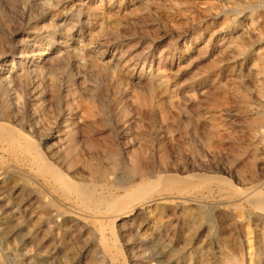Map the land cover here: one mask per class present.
<instances>
[{"label":"rangeland","instance_id":"1","mask_svg":"<svg viewBox=\"0 0 264 264\" xmlns=\"http://www.w3.org/2000/svg\"><path fill=\"white\" fill-rule=\"evenodd\" d=\"M263 30L262 0H0L11 263L264 264V209L247 198L264 195ZM30 141L106 196L161 174L186 182L145 203L127 195L126 215L88 213Z\"/></svg>","mask_w":264,"mask_h":264},{"label":"bare ground","instance_id":"2","mask_svg":"<svg viewBox=\"0 0 264 264\" xmlns=\"http://www.w3.org/2000/svg\"><path fill=\"white\" fill-rule=\"evenodd\" d=\"M88 1V0H87ZM92 1V0H91ZM262 1H264V0H262ZM217 2V1H216ZM246 3H247V1H245ZM263 3V2H262ZM214 5H215V3H213ZM218 4V3H217ZM255 4V3H254ZM252 5V4H251ZM256 5V4H255ZM257 5H259V4H257ZM230 6V5H229ZM250 6V5H249ZM248 6V7H249ZM252 8H254V5H253V7ZM256 9V8H255ZM248 10H250V8L248 9ZM237 11V10H236ZM251 11V10H250ZM259 12V11H258ZM239 13V12H238ZM237 13V15H239ZM247 13V12H246ZM260 13V12H259ZM215 16V15H214ZM248 17V16H247ZM260 17V16H259ZM236 19V18H235ZM248 19V18H247ZM246 19V20H247ZM255 20V19H254ZM262 21V20H261ZM245 22V21H244ZM240 23H242L241 21H240ZM263 24V23H262ZM262 24H261V26L260 27H262ZM230 25V24H229ZM232 25V24H231ZM230 25V26H231ZM238 25V24H237ZM246 25V24H245ZM241 27V26H240ZM257 27V26H256ZM255 27V28H256ZM235 28V27H234ZM264 31V30H263ZM250 33V32H249ZM248 33V34H249ZM245 35V34H244ZM264 35V34H263ZM241 36H243V34L241 35ZM35 52V51H34ZM49 55V54H48ZM48 62V61H47ZM34 63V62H33ZM44 63V62H43ZM41 64H42V62H41ZM41 66V65H40ZM44 66V65H43ZM31 69V68H30ZM3 77V76H2ZM5 78V77H4ZM9 80V79H8ZM10 82V81H9ZM8 82V83H9ZM13 82H15V81H13ZM5 83V82H4ZM6 84V83H5ZM6 89H9V88H6ZM6 92H7V90H6ZM4 109V108H3ZM7 111V110H6ZM5 125V124H4ZM9 135H11V133L10 132H8L7 131V129L5 128V126H3V124L2 123H0V136L2 137V136H4V137H6V136H9ZM23 135H25V134H23ZM11 137V136H10ZM12 137H13V135H12ZM11 137V138H12ZM15 137V136H14ZM7 139L8 140H16L15 138L14 139H9V137H7ZM31 140V139H30ZM13 141V142H14ZM15 142H18V140L17 141H15ZM20 143H18L17 145H19ZM23 145V144H22ZM33 145H34V147H33ZM25 146H26V144H25ZM25 146H23V148L25 149L26 147ZM28 146H31L32 148H34L35 149V151H36V153L38 154V156H39V158H40V163L42 164V165H44V166H46V168H47V171L49 172V174L54 178V180L55 181H57L58 180V182H60V186H61V189H68V190H72L74 193H75V195H78L77 197H79L80 196V198H78V199H80L81 200V202H82V204L81 205H83L85 208H87L88 210H85V211H88V213H90V210L89 209H91V208H93V207H97V209L99 208V207H101V205H104V208L105 209H103L104 211H105V213H107L108 211H120L122 214H124V215H126L128 212H129V209H127V208H129L128 206L126 207H124V205H123V198L124 197H126L127 195H132L133 197H134V201L135 200H138V201H144V200H146L147 199V201H151L152 199V197H154L155 195H154V189H155V187H157V186H160L163 190H168V189H170V190H172V189H175L176 190V188L178 189V187H180V185H182L184 182H186L185 181V178H184V176H180V175H177V174H170V173H168V174H161V175H159V176H157L156 178H154V179H152V180H148V181H143L142 183H140V184H138V185H136V187L134 188V190L132 191H129V190H125V192L123 193V194H113V195H103L102 193H99V192H96L95 191V189L94 190H89V186H88V188L86 187V186H83V185H81V183L80 184H77V182H75L69 175H67L64 171H62V169L60 170L57 166H55L52 162H50L49 160H47L46 159V157H44V152L42 153L40 150L41 149H38V147H35V144H33V141H30V144L28 145ZM20 147V146H19ZM37 148V149H36ZM22 149V148H21ZM62 153V152H61ZM46 154V153H45ZM30 157V156H29ZM136 158V157H135ZM163 162V161H162ZM137 164V163H136ZM134 165V164H133ZM32 166V165H31ZM140 166V165H139ZM134 168V167H133ZM146 168V167H145ZM148 168V167H147ZM33 169V168H32ZM34 170V169H33ZM142 170V169H141ZM177 170V169H176ZM34 172H35V170H34ZM132 172V171H131ZM130 172V173H131ZM33 173V172H32ZM39 173V172H38ZM78 173V172H77ZM80 173V172H79ZM140 173H141V171H140ZM49 174H48V176H49ZM104 174H105V172H104ZM104 174H103V176H104ZM132 174V173H131ZM208 174V173H207ZM182 175V174H181ZM51 176H49V177H51ZM143 176V175H142ZM187 176V175H186ZM200 177H206V176H199L198 177V180H199V178ZM211 177H214V176H211ZM108 178H110V177H108ZM145 178H147V177H145ZM144 178V179H145ZM207 178V177H206ZM206 178H204V180L206 179ZM217 178V176L214 178V179H216ZM208 179L210 180L211 179V181L213 180L212 178H210V176L208 177ZM217 179H219V180H221V181H226L225 179H223V178H219V176H218V178ZM215 180V183H216V181L218 182V180ZM115 180V179H114ZM138 180V179H137ZM201 180H203V179H201L200 178V181ZM204 180L203 181H201V182H203L204 183ZM207 180V179H206ZM98 181V180H97ZM111 181V180H110ZM116 181V180H115ZM114 181V182H115ZM189 181V180H188ZM199 181V182H200ZM208 181V180H207ZM206 181V182H207ZM214 181V180H213ZM51 182H52V180H51ZM122 182V181H121ZM132 182H134V180H132ZM140 182H141V180H140ZM195 182V181H194ZM193 182V183H194ZM105 183V182H104ZM109 183V182H108ZM115 183H117V182H115ZM124 183V182H123ZM196 183V182H195ZM210 183V182H209ZM231 183H232V181H231ZM53 184V183H52ZM55 184V183H54ZM113 184V183H112ZM133 184V183H132ZM135 184V183H134ZM206 184V183H205ZM233 184V183H232ZM232 184H230L229 183V187H230V185H231V190L232 189H234V190H236L235 192H237V190L239 189L240 190V188H237L234 184H233V186H232ZM80 185V186H79ZM90 185V184H89ZM99 185V184H98ZM108 185H110V184H108ZM197 185V184H196ZM198 185H199V183H198ZM55 186V185H54ZM117 186V185H116ZM129 186H131V185H129ZM184 186V185H183ZM191 186V185H190ZM200 186V185H199ZM211 186V185H210ZM1 187V186H0ZM92 187V186H91ZM94 187H95V185H94ZM109 187H112V186H109ZM185 187H188V185L186 184L185 185ZM201 187H203V186H201ZM215 187H216V185H215ZM218 189H221L222 188V185L221 184H219L218 186ZM233 187V188H232ZM4 188H5V186H4ZM58 188H60L59 186L57 187V189ZM184 188V187H183ZM209 188V187H208ZM227 188V187H226ZM250 188V187H249ZM255 188V187H254ZM257 188V187H256ZM255 188V189H256ZM181 189V188H180ZM187 189V188H186ZM191 189H192V187H191ZM198 189V188H197ZM196 189V190H197ZM254 189V190H255ZM59 190V189H58ZM103 190V189H102ZM122 190H124V189H122ZM201 190V189H200ZM224 190V189H223ZM244 190H245V188H244ZM252 190V189H251ZM260 190V189H259ZM262 190V189H261ZM6 191V190H5ZM62 191V190H61ZM108 191V190H107ZM117 191V190H116ZM179 191V190H178ZM186 191V190H185ZM191 191V190H190ZM195 191V190H194ZM204 191V190H203ZM205 191H206V189H205ZM211 191V190H210ZM227 191V190H226ZM63 192V191H62ZM61 192V193H62ZM71 192V191H70ZM196 192V191H195ZM228 192V191H227ZM231 192V191H230ZM68 194H69V192H67ZM72 193V192H71ZM169 193V192H168ZM172 193V192H171ZM174 193V192H173ZM180 193H181V191H180ZM180 193H178L177 192V194L179 195ZM224 193V192H223ZM233 193V192H232ZM232 193H230V194H232ZM242 193V192H241ZM262 192H260V193H257V192H249L248 194H249V197H247L248 198V202H251L252 204H253V206L252 207H254V205L256 206V207H258V208H260L261 210L262 209H264V195L263 194H261ZM264 193V192H263ZM184 194H185V192H184ZM188 194V193H187ZM211 194V193H210ZM229 194V193H228ZM237 194H239L238 192H237ZM245 194V193H244ZM64 195V194H63ZM74 195V194H73ZM161 195H162V193H161ZM173 195V194H172ZM158 196V195H157ZM169 196V195H168ZM132 197V198H133ZM185 197H187V196H185ZM230 197V196H229ZM241 197H243V195L241 196ZM75 198H76V196H75ZM132 198H131V200H132ZM166 198V197H165ZM184 198V197H183ZM189 198V197H188ZM192 198V197H191ZM208 198V197H207ZM244 198H246V197H244ZM157 199V198H156ZM159 199V198H158ZM157 199V200H158ZM170 199V198H169ZM205 199V198H204ZM72 200V199H71ZM75 200V199H74ZM80 200L79 201H77V202H80ZM162 200V199H161ZM187 200V199H186ZM185 200V201H186ZM189 200V199H188ZM192 200V199H191ZM207 200V199H206ZM210 200H212V199H210ZM209 200V201H210ZM244 200V199H243ZM163 201V200H162ZM201 201H203V200H201ZM130 202H132V203H134L133 201H130ZM136 202V201H135ZM146 201H144V203H145ZM177 202V201H176ZM193 202H195V201H193ZM200 202V201H199ZM244 202V201H243ZM246 202V201H245ZM75 203V202H74ZM78 204V203H77ZM227 204V203H226ZM126 205V204H125ZM165 205V204H164ZM182 205V204H181ZM206 205V204H205ZM216 205V204H215ZM218 205H219V203H218ZM221 205H224V204H221ZM250 205V204H249ZM248 205V206H249ZM82 206V207H83ZM146 206V205H145ZM204 206V205H203ZM210 206V205H209ZM78 207H80V206H78ZM81 207V208H82ZM83 207V208H84ZM160 207V206H159ZM184 207V206H183ZM192 207V206H191ZM218 207V206H217ZM181 208V207H180ZM197 208V207H196ZM219 208H220V206H219ZM135 209V208H134ZM174 209V208H173ZM178 209V208H177ZM213 209V208H212ZM78 210V209H77ZM82 210H84V209H82ZM94 210V209H93ZM99 210V209H98ZM98 210H96V211H98ZM179 210V209H178ZM218 210H220V209H218ZM99 211H101V210H99ZM132 211V210H131ZM135 211V210H134ZM58 212V211H57ZM94 212H95V210H94ZM259 212H263V211H259ZM85 213V212H84ZM120 213V214H121ZM174 213V212H173ZM179 213V212H178ZM264 213V212H263ZM91 214H92V212H91ZM96 214V213H95ZM90 215V214H89ZM94 215V214H93ZM118 216V215H117ZM92 217V216H91ZM104 217V216H103ZM129 217V216H128ZM146 218V217H145ZM99 219V218H98ZM106 219V218H105ZM104 219V220H105ZM125 219V218H124ZM152 219V218H151ZM156 219V218H155ZM119 220V219H118ZM156 221V220H155ZM157 221H159V220H157ZM109 222V221H108ZM153 222V221H152ZM98 223V222H97ZM113 223H114V220L112 219L111 220V227L113 228ZM131 224H132V222H131ZM107 225V224H106ZM109 225V224H108ZM173 225V224H172ZM107 228H108V226H107ZM115 229V228H114ZM228 231V230H227ZM103 234V233H102ZM115 234V233H114ZM239 235V234H238ZM236 236V235H235ZM104 237V236H103ZM233 238V237H232ZM253 238V237H252ZM225 240V239H224ZM249 241V240H248ZM227 243V242H226ZM118 246H119V244H118ZM242 246V245H241ZM120 247V246H119ZM251 248V247H250ZM121 249V248H120ZM122 251V250H121ZM243 252V251H242ZM241 253V252H240ZM242 254V253H241ZM237 257V256H236ZM240 257V256H239ZM238 257V258H239ZM242 257V256H241ZM234 258V257H233ZM152 260V259H151ZM178 262V261H177Z\"/></svg>","mask_w":264,"mask_h":264},{"label":"built area","instance_id":"3","mask_svg":"<svg viewBox=\"0 0 264 264\" xmlns=\"http://www.w3.org/2000/svg\"><path fill=\"white\" fill-rule=\"evenodd\" d=\"M0 264H12L6 249L0 244Z\"/></svg>","mask_w":264,"mask_h":264}]
</instances>
